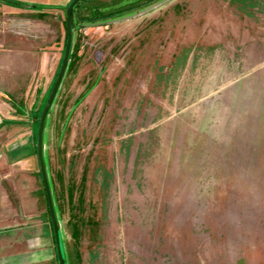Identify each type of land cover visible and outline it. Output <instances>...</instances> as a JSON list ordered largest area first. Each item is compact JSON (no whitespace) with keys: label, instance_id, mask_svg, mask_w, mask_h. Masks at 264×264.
Returning a JSON list of instances; mask_svg holds the SVG:
<instances>
[{"label":"rangeland","instance_id":"obj_1","mask_svg":"<svg viewBox=\"0 0 264 264\" xmlns=\"http://www.w3.org/2000/svg\"><path fill=\"white\" fill-rule=\"evenodd\" d=\"M71 1L0 0V264H59L37 136ZM75 22L45 135L67 264H170L216 226L241 246L264 226V0H83Z\"/></svg>","mask_w":264,"mask_h":264},{"label":"crops","instance_id":"obj_2","mask_svg":"<svg viewBox=\"0 0 264 264\" xmlns=\"http://www.w3.org/2000/svg\"><path fill=\"white\" fill-rule=\"evenodd\" d=\"M10 57L8 49H0V69L10 70ZM238 227L245 234L241 246L239 244L235 246L234 242L224 240L223 233L228 232V226H223L222 229L216 226L215 239L210 241H208V236L204 235L207 231H201L198 237L190 234L184 235L183 246L180 247L182 252L177 250L170 264H264V226ZM190 232L193 233V231ZM6 242L8 241L0 243L1 249L7 247ZM132 249L134 252L126 249V254L120 264H169L161 263L159 258H144L141 248ZM130 253H134L135 256ZM6 254L7 250L0 251V258L5 257ZM10 258L14 260L13 256Z\"/></svg>","mask_w":264,"mask_h":264},{"label":"water","instance_id":"obj_3","mask_svg":"<svg viewBox=\"0 0 264 264\" xmlns=\"http://www.w3.org/2000/svg\"><path fill=\"white\" fill-rule=\"evenodd\" d=\"M80 1L81 0H72L67 7V15H66L67 41H66L65 52L57 77L54 81V84L51 88V91L43 107L39 121L38 136H37V153H38V158L40 161V167L46 189L50 216L52 219L53 228L56 237L59 264H67L68 258L66 256L65 242H64V246L62 243V224L59 219L58 211L56 208V202L54 198L53 188L51 185L48 165L46 161L45 130H46L48 116L52 110L53 104L55 102L59 89L63 84V81L65 79L70 64V60L73 52V45H74L73 15H74L75 6Z\"/></svg>","mask_w":264,"mask_h":264},{"label":"trees","instance_id":"obj_4","mask_svg":"<svg viewBox=\"0 0 264 264\" xmlns=\"http://www.w3.org/2000/svg\"><path fill=\"white\" fill-rule=\"evenodd\" d=\"M81 1H83V0H81ZM81 1L79 2V3H77V5L75 6V10H74V15H73V27L75 28L76 27V22H75V13H76V8H77V6L81 3ZM40 6H50V4L49 5H47V4H40ZM51 7V6H50ZM92 17H94V16H92ZM66 41H67V36H66ZM73 53V52H72ZM73 55V54H72ZM72 57V56H71ZM60 69V68H59ZM58 74V73H57ZM57 77V76H56ZM51 113V112H50ZM50 115V114H49ZM48 118H49V116H48ZM47 122H48V119H47ZM46 127H47V125H46ZM45 135H46V130H45ZM46 190V189H45ZM54 235H55V232H54ZM55 241H56V237H55ZM56 245H57V243H56Z\"/></svg>","mask_w":264,"mask_h":264}]
</instances>
